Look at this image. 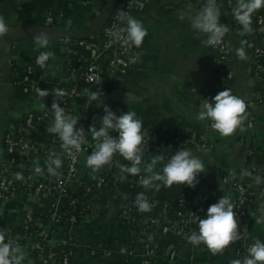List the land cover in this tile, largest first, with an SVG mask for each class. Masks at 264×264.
Wrapping results in <instances>:
<instances>
[{
	"label": "crops",
	"instance_id": "0c3cea01",
	"mask_svg": "<svg viewBox=\"0 0 264 264\" xmlns=\"http://www.w3.org/2000/svg\"><path fill=\"white\" fill-rule=\"evenodd\" d=\"M233 1L237 7V0ZM104 3L105 0H0V16L10 29L0 42V181L11 178L16 182L17 173L30 174L33 180L51 187L54 179L65 172L69 154L61 149L59 137L50 132L49 119L25 121L29 113L51 112L55 97L50 94L41 100L38 89L51 93L53 88H59L67 93L74 88L63 108L74 117L83 114L86 131L83 144L95 148L96 141L88 129L93 124L99 129L103 108L107 105L117 115L134 111L136 118L143 122L144 135L156 136V142L143 154L142 168L152 157L160 155L164 160L155 166V171L161 172L170 158L166 145L171 142L190 150L202 160L206 170L198 176L199 182L194 188L162 186L157 192L141 185L143 172L121 178L117 162L120 166H131L122 156L93 173L86 166V152H78L74 165L76 174L65 179L68 195L79 194L84 205L68 243L69 264H231L233 260L243 261L248 256L246 248L257 239L264 242V219L261 218L264 213V71L254 72L255 55L246 45L248 40L264 44L263 31L253 27V33L250 32L253 35L249 32L241 35L240 24L220 20L229 31L223 38L226 59L219 64L216 49L206 44L207 36L194 32L190 26V17L199 10L203 0H131L127 15L140 20L147 30L142 46H132L131 54L136 62H130L120 71L109 64L112 53H102L96 61L99 84L87 87L79 81V76L93 52L78 41L96 40L99 31H93L92 25ZM47 14L55 15L50 26L81 31L87 37L69 39L47 33L48 48L38 49L33 37L45 26L43 18ZM121 25L126 26L122 21ZM90 30L93 32L89 36ZM241 47L246 60L236 55V49ZM41 51H52L55 56L43 69L38 65L32 67L30 87L23 93L22 74ZM98 88L103 94L114 92L115 98L89 106L86 90ZM226 88L247 105L246 118L231 137H222L213 130L211 121L201 122L196 118L201 101L213 102V97ZM5 135L25 143L24 146L19 145L8 153L3 144ZM192 135L200 137L206 151L194 146ZM24 147L27 152L23 151ZM57 154L62 159V167L52 175L45 162ZM37 166L43 169L41 173L35 172ZM103 174L110 175L112 180L98 187L95 181ZM234 183L249 192L244 236L239 241V249L244 251H236L233 243L223 254L212 255L203 244L198 247L189 244L186 237L199 230L197 217L206 218L209 206L223 195L233 201ZM13 184L15 190L10 186L0 190L4 201L0 204V231L6 241L20 248L25 257L23 264H42V260L45 264H60L58 255L52 258L56 245L42 242L38 233L50 232L51 239L56 238L51 213L66 206L67 196L59 195L52 188L34 194L22 185ZM141 192L153 205L148 212H140L136 206V197ZM177 200L191 213L183 223L176 216ZM26 212L33 220L29 230L23 229ZM180 225L183 229L177 233ZM162 226L167 227L165 233L161 232ZM147 229L159 244V250L143 261L142 246L148 236ZM31 236L33 238L27 242ZM22 243L29 246L22 247ZM170 251H174L172 258Z\"/></svg>",
	"mask_w": 264,
	"mask_h": 264
},
{
	"label": "clouds",
	"instance_id": "9594fccd",
	"mask_svg": "<svg viewBox=\"0 0 264 264\" xmlns=\"http://www.w3.org/2000/svg\"><path fill=\"white\" fill-rule=\"evenodd\" d=\"M262 7H264V0H237V7L233 10V14L235 20L241 25V35L251 31L252 15ZM220 16L218 0H203L199 10L190 17L191 28L194 32L207 36L208 46L220 45L229 31L227 25L220 23ZM120 19L126 26L119 27L112 32V38L123 47L140 48L147 36V30L142 22L127 15L124 10L120 12ZM9 31L5 19L0 16V42ZM33 39L38 49L48 48L50 37L46 32L38 30ZM236 55L240 60L247 59L242 47L236 49ZM54 56L52 51H41L36 58V64L43 69L49 59ZM131 62H136L135 56L131 58ZM86 92L88 104L98 101L103 95L98 91L86 90ZM50 94L55 97L50 108L53 113L50 131L59 137L63 152L74 155L80 150L85 140V129L77 128L78 118L67 114L66 109L60 106L59 98L66 95L65 91L53 88L50 93L48 90L38 89V97L41 100ZM246 110L245 101L226 88L213 97V102L203 99L196 118L201 122L211 121L210 126L213 130L222 137H231L243 124ZM103 112L99 129L94 124L88 129L96 141L95 150L86 159V166L93 173L110 165L114 155L118 153L131 164V166L125 164L120 166L121 178L138 176L143 172L145 175L140 183L145 189H154L158 192L162 186L166 188H171L173 185H186L192 188L196 186L199 182L198 176L206 170V166L190 150L183 148L177 150L164 163L161 172L155 171V166L164 160V157L160 155L152 157L150 163L142 168L145 143L143 122L136 118L134 111L117 115L105 105ZM110 132H116L118 135L113 136ZM45 163L48 173L52 175H56L57 169L62 167L59 154L50 157ZM42 171L43 169L39 166L35 168L37 173ZM15 178L22 180L23 175L17 173ZM135 203L140 212H148L153 207L143 192L137 195ZM233 207L230 197L224 195L218 202L210 205L206 218L197 217L199 230L198 232L193 231L190 236L186 237L188 243L197 247L203 244L212 255H217L223 254L230 245L242 239ZM261 218L264 219V213L261 214ZM247 251L248 256L243 261L237 259L231 264H264V242L259 239L255 240ZM24 260L25 257L20 248L10 240L6 241L5 234L0 231V264H23Z\"/></svg>",
	"mask_w": 264,
	"mask_h": 264
},
{
	"label": "built area",
	"instance_id": "2783aa9c",
	"mask_svg": "<svg viewBox=\"0 0 264 264\" xmlns=\"http://www.w3.org/2000/svg\"><path fill=\"white\" fill-rule=\"evenodd\" d=\"M130 2H131V0H117L115 2L113 11L110 13L108 19L103 24V26L100 28V34H101L100 38L97 35L96 41H91V42L78 41L79 44L86 45L93 52L91 57H90V60L86 63V65L84 66V68L81 72V75H80L82 77L83 83L87 87H95L99 84V73H98L96 61L102 53H104V52L112 53V57L109 59V64L112 65L113 67H115L116 69H119L120 71H123L125 68H127L129 63L131 62V58L133 57V54H131L132 47H123L120 43L116 42L112 38V35H111V33L114 32L117 28L122 27L121 19H120V12H121V10H124L127 13ZM224 5H225L227 13L230 15H231V13H233V10L236 8L234 6L233 0H224ZM58 16H60V15H58ZM252 17L254 18V22L257 26V29L260 32L263 31V33H264V9H260L256 12H254ZM54 18H55V15H52V14L45 15L43 18V24L45 26H50L53 23ZM221 24H223V23H221ZM246 45H247V47L252 49V51L255 55L254 64H253L254 72L260 73L261 71H264V49L260 48L259 46H256L250 40H248L246 42ZM214 48L216 49V52H217V55H216L217 62H219V64H220L223 61H225V59H226V57H225L226 48H225L224 40L220 45L214 46ZM71 61L72 60H67L68 63H71ZM34 65H37L36 60L31 65L26 66V68L22 74V77L20 79L21 91L23 93L27 92L29 87H30V83H31L30 75H31L32 67ZM72 70H73V68H72ZM73 93H74V88H71V89H69V91L66 93V95L64 97L59 98L61 107H63V105L66 104L67 99L69 97H71V95H73ZM33 118H35V119H52L53 113L52 112L48 113L46 111H42L38 115H34L33 113H29L26 117L25 122L29 123ZM249 127H250V122H248V128ZM249 130L250 129H248V131ZM190 138H191V141L194 143V146L198 150L203 151V152L207 150L205 143H203L201 141L200 137L196 138L192 135ZM144 142H145L144 143V152H146L148 150V148L156 142V136L153 134H146V135H144ZM3 144L5 146V150L8 153H12L15 147H17L19 145L24 146L25 143L21 144L18 139H14V138L10 137L9 135H5L3 138ZM166 146L169 149V156L170 157L173 154H175V152L177 150H179L181 148L180 145H177V144H174L171 142H169ZM94 150H95L94 147H90V146L82 143L79 151H76L74 155L68 156L67 165H66L64 175H58L54 179V183L51 187H47L43 183L33 180L32 176L30 174H25V175H23L22 180L14 179V180H16V182L13 181V179H11V178L0 181V190L3 187L11 186L13 183H17L19 185H22L24 188L28 189L29 191L33 192L34 194H38L45 189L52 188V190L56 191L59 195L66 196L65 179H66V177L73 175V172L75 170L74 165H75V161H76V154L78 152L84 151V152H86L87 155H90L92 153V151H94ZM116 156L117 155H114L111 164L115 163L117 161ZM106 166H108V165H106ZM116 166L120 167L118 162H117ZM108 182H110V181L109 180L106 181V180H104L103 176H100L96 179L95 185L99 187V186H101L105 183H108ZM232 189L234 192V198L232 201V204L234 206L233 210L236 213V218L238 220L239 230L241 231L242 239H243V236H244L243 223H244L245 214H246L245 204L248 200L249 192H248L246 187L242 186L239 183H234L232 185ZM69 203L73 204L74 200L71 199L69 201ZM175 205H176V216L180 219L181 223H183L191 213L187 209L183 208L181 200H177ZM51 217L53 220L58 219V215H57L56 211H52ZM74 223H75V218H74V216L71 215L69 217V228H68L69 231L73 228ZM32 225H33L32 217H31L29 212H26L24 214V219H23V229L29 230L32 227ZM160 229H161L162 233H165L167 231L166 226H162ZM182 229H183V226L180 225L176 229V232L179 233L182 231ZM38 236L42 242H46V241L51 240V238L47 237V234L44 231H39ZM242 239H240V240H242ZM240 240H238V241H240ZM51 242L53 244H55L56 246H58V249H57L58 252L57 253L58 254L60 253V256H58L59 261H60L59 263L60 264H69V260H68V253L69 252L66 250H63V248H61L62 246L66 245L65 239H57V240L53 239V240H51ZM248 248L245 249L247 254H248V251H247ZM157 250H158L157 242L151 237V235L146 236L145 241H144L143 246H142V257L144 259L143 261H146V259L149 256H151ZM236 251H239V250H236ZM173 255H174V251H170L169 257L172 258Z\"/></svg>",
	"mask_w": 264,
	"mask_h": 264
},
{
	"label": "water",
	"instance_id": "95a60500",
	"mask_svg": "<svg viewBox=\"0 0 264 264\" xmlns=\"http://www.w3.org/2000/svg\"><path fill=\"white\" fill-rule=\"evenodd\" d=\"M117 0H105V3L104 5L102 6V10L101 12L99 13L98 15V18L96 19V22L92 25V29L94 31V29H99L103 26V24L106 22L107 18L109 17L110 13H111V10L112 8L114 7V4ZM218 5L220 7V11H221V16H220V20L222 21H227V22H233V23H238L235 18L233 16H231L230 14L227 13L225 7L220 4L219 0H218ZM239 24V23H238ZM41 31H44L46 33H49V34H53V35H57V36H60V37H65V38H86L87 35H85L84 33H82L81 31H77V30H73V29H63V28H57V27H54V26H44L43 28L40 29ZM92 30L88 31L89 32V36L91 35V33L93 32ZM251 33H253L252 31H250ZM249 32V35H253ZM91 37H95L94 36H91ZM254 39V38H253ZM257 41V40H256ZM256 46H259L260 48L264 49V44H261V43H254ZM100 90L99 88L98 89H94L93 91H98ZM115 93L110 91L106 94H103L102 96H100L99 100L98 101H94L92 102L91 104H89V106H92V105H100L104 102H107V101H110L112 100L113 98H115ZM78 118V124L76 125L77 128H80V127H83L84 126V123H85V119L83 117V114L77 116ZM53 122V118L52 119H49L48 120V126H49V130H50V127H51V124ZM51 132V131H50ZM52 133V132H51ZM54 134V133H53ZM85 135H86V131H85ZM23 151L27 152V147H24L23 148ZM76 174V170L73 172V175ZM4 202L3 199H2V196H0V204ZM48 221V220H47ZM33 238V236H31L27 242L29 240H31ZM55 239L54 237H52L51 240ZM50 240V243L53 244ZM31 243V242H30ZM50 243H47V244H50ZM27 243H22V247L23 245L25 246H29V245H26ZM46 247H49L48 245H46ZM57 246L55 248L52 249V258L56 259L57 258ZM42 264H45V260H42Z\"/></svg>",
	"mask_w": 264,
	"mask_h": 264
},
{
	"label": "trees",
	"instance_id": "16d2710c",
	"mask_svg": "<svg viewBox=\"0 0 264 264\" xmlns=\"http://www.w3.org/2000/svg\"><path fill=\"white\" fill-rule=\"evenodd\" d=\"M219 2H220V4H222L224 7H225V5H224V0H219ZM113 9H114V7L112 8V10H111V12L113 11ZM226 9V8H225ZM231 16H233L234 17V14L233 13H231ZM108 19V18H107ZM220 23H224V22H222V21H220ZM253 27H255V28H257V26H256V24H255V22H254V18L252 17V24H251V29L253 28ZM98 36H99V38L101 37V34H100V28L98 29ZM83 41H85V42H91V41H96L95 39H93V38H88V39H85V40H83ZM81 71V70H80ZM79 71V72H80ZM78 72V73H79ZM79 81L81 82V83H83V81H82V77L81 76H79ZM117 156H116V159H119L120 158V155L117 153L116 154ZM62 175H64V173L62 174ZM103 177H104V180H112V177H110V175H108V174H106V175H104L103 174ZM107 185L109 184V182L108 183H106ZM15 184H12L11 186H10V188H11V190H15V186H14ZM6 194H7V192H6ZM80 194H82V192L80 193ZM66 196H67V203H66V206L64 207V208H62V209H60V210H57L56 211V213H57V215H58V219L57 220H54L55 222H54V227H53V229H54V231L56 232V235H55V239L57 240V239H65V241H66V245L65 246H62L61 248H63V250H66V251H69L68 250V243H69V240L71 239V237H72V233H73V231H72V229L69 231L68 230V228H69V217L72 215V216H74V218H75V223H74V225L76 224V222H77V219L79 218V214H80V212H82L83 211V208H84V205H82V199L80 198V195L79 194H77V195H68V193H67V191H66ZM71 199H73L74 200V203L73 204H70L69 203V201L71 200ZM73 225V226H74ZM147 235H151V233H150V230L149 229H147ZM47 234V237L48 238H51V233L50 232H47L46 233ZM42 243V242H41ZM158 246H159V244H158ZM235 246H236V249H238V250H240V251H244V249H239V241H236L235 242ZM238 247V248H237ZM57 249H58V246H57ZM158 250H159V247H158ZM58 256H60V253L58 254Z\"/></svg>",
	"mask_w": 264,
	"mask_h": 264
}]
</instances>
